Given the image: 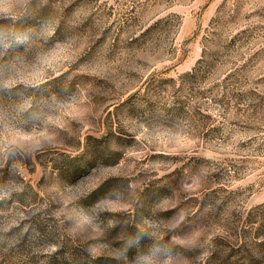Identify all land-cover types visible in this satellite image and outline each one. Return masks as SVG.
<instances>
[{
    "label": "rangeland",
    "instance_id": "1",
    "mask_svg": "<svg viewBox=\"0 0 264 264\" xmlns=\"http://www.w3.org/2000/svg\"><path fill=\"white\" fill-rule=\"evenodd\" d=\"M45 23L73 58L38 88L0 91V106L31 99L53 116L57 147L0 160L12 190L0 200V264H115L88 256L55 218L54 204L76 192L68 185L99 181L89 176L98 163L101 176L127 169L136 183L129 213L105 222L187 208V224L207 229L192 264H264V0H32L21 26L33 43L0 64L31 65L52 48L38 34ZM202 167L192 199L174 193Z\"/></svg>",
    "mask_w": 264,
    "mask_h": 264
},
{
    "label": "clouds",
    "instance_id": "2",
    "mask_svg": "<svg viewBox=\"0 0 264 264\" xmlns=\"http://www.w3.org/2000/svg\"><path fill=\"white\" fill-rule=\"evenodd\" d=\"M31 3L32 0H0V57L13 48L23 52L33 43V29L21 26V21L29 14ZM38 34L40 38H48L53 47L40 54L31 65L21 56L0 64V91L20 86L38 88L47 83L44 79L46 70L60 61L67 62L73 58L66 41L51 40L55 29L50 24H43ZM49 105L66 107L51 99ZM25 119H31L33 126L25 127L22 123ZM51 123H54L52 115L39 109L33 111L31 99H22L11 108L0 106V160L11 161L20 153L35 154L45 146L57 147L55 137L47 130V125ZM181 147L176 146L177 149ZM200 159L208 160L209 157L202 156ZM100 167L98 163L89 173L91 176L95 172L100 177L97 183L92 185L85 181L81 185L77 181L68 185V188L76 189L75 194H68L54 204L55 218L65 226V234L71 239L80 240L88 256L96 258L99 251L100 255L115 264H192V257L201 251L207 239L205 227L187 224L194 215L192 210L177 206V209L171 210V216L162 214L170 209H158L151 215H139L131 221L105 222V217L129 213L136 183L127 169L101 176L97 171ZM206 176L207 172L202 167L191 178H182L173 191L192 199L193 194L202 187V177ZM109 181L116 183L91 204L85 203ZM11 193L9 187L0 185V200L10 197ZM133 203L143 206L138 197ZM205 207L212 211L207 205ZM218 234L224 235L223 232ZM101 241L103 246L99 243Z\"/></svg>",
    "mask_w": 264,
    "mask_h": 264
}]
</instances>
